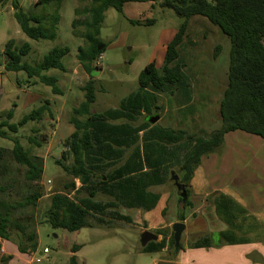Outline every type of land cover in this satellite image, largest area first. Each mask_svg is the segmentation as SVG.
I'll return each instance as SVG.
<instances>
[{"label":"rangeland","instance_id":"1","mask_svg":"<svg viewBox=\"0 0 264 264\" xmlns=\"http://www.w3.org/2000/svg\"><path fill=\"white\" fill-rule=\"evenodd\" d=\"M18 1L25 14L48 17L43 21L46 31L51 30L53 17H58L56 37L36 40L21 29L12 1L0 3V122L13 104H16V108L12 123H18L26 114L43 104H47L54 114L51 117L47 110L41 119L30 120L22 126L16 135L32 153L44 158L41 184L45 198L39 202L35 211L39 219L37 228L40 249L43 252L47 247L50 252L36 253L35 257L42 259L38 264H69L72 254L76 255L80 264H156L162 257L175 256L172 253L173 246L171 248L169 243L165 251L145 252L142 250L141 235L145 230L154 234L158 230H166L170 235V222L178 219L181 211H185V215H191L181 238L183 247L187 248L180 250L176 259L180 264H223L224 258L233 259L237 264H247L250 261L251 264H264V138L239 130L227 133L224 144L205 156L194 173L189 184L191 195L204 199L203 196L208 193L203 208L198 198L189 197L192 204L182 209L180 192L175 182L170 180L172 171L178 172L181 177L182 173L177 162L171 161L172 163L167 164L169 175H166L168 178L165 183L150 187L151 191L161 194L158 206L150 211L128 209L122 205L119 207L123 214L134 218L133 223L104 216L105 221L102 223L92 218V226L70 231L54 228L45 220L50 195L56 191H64L65 184L72 179L58 160H63L66 164L72 162L69 156L63 158V151L66 149L64 141L75 130L71 118L74 109L85 100L83 87L89 79L94 80L96 100L90 105L91 112L118 108L122 99L139 88V75L147 64L154 62L161 67L168 39L173 38L183 19L173 9L161 7V0H152L154 3L127 2L128 5L123 7L122 12L115 8L108 9L99 33V38L107 43V47L89 74L78 60V48L87 45L83 36L85 27L78 25L74 29L73 22L75 19L83 21L86 18L83 10L91 6V1L61 0L49 4H37L36 0ZM151 3L154 8L150 6ZM135 5L139 6L134 8ZM147 20L153 21L146 24ZM188 37L195 44H189L186 51L183 47L182 54L189 53L188 68L195 87L193 111L181 108L173 96L162 94L158 102L161 109H152L150 113L140 115L132 122L133 125L145 121L150 123V118L158 115L159 119L154 124L159 128L182 129L198 138L207 137L220 127V100L228 84L230 38L203 16L190 19ZM10 40L18 48L25 43L30 45L22 62L31 65L39 64L53 48H69V52L61 59L64 70L50 68L44 71L47 76L58 80L62 93H54L52 86L35 77L29 78L24 70L5 69L4 65L9 60L5 49ZM218 45L221 46V51L215 56ZM29 136L37 139H42L43 136L45 142L37 147L29 142ZM13 145L11 139L0 137L1 147L11 149ZM130 153L131 149H127L124 159ZM76 185L80 186L78 179ZM49 187L52 188L48 189ZM84 195L86 196H81ZM221 195L233 197L239 208L244 209L232 210L229 222L234 224L235 235L247 238L249 242L233 245L218 234L221 226H229L228 219L226 221L214 212L213 200ZM94 199L109 201L113 197L99 192ZM195 206H200L198 211L194 210ZM210 235L213 236V244L220 242L219 246L225 245L228 248L217 252H214L219 247L216 245L200 247L201 249L190 248L195 242ZM159 237L161 239V235ZM75 245L80 248L73 253Z\"/></svg>","mask_w":264,"mask_h":264},{"label":"trees","instance_id":"2","mask_svg":"<svg viewBox=\"0 0 264 264\" xmlns=\"http://www.w3.org/2000/svg\"><path fill=\"white\" fill-rule=\"evenodd\" d=\"M8 1H12L15 17L30 38L39 40L56 37L58 17H53L51 30L46 31L43 21L47 16L25 14L18 0H0V3ZM53 1L61 0H36V3L49 4ZM90 1L91 6L83 10L86 18L83 21L75 19L73 22L74 29L78 25L85 27L83 36L87 45L78 48V60L89 74L107 47V43L99 38L105 12L110 8L122 12L127 2L152 0ZM160 5L173 9L183 19L178 31L167 44L162 66L158 67L154 62L147 64L139 75V88L122 99L118 108L103 112L90 111V105L96 100L94 80L89 79L83 87L85 100L74 109L71 118L75 130L64 141L66 149L63 158L69 156L72 162L66 164L58 160L72 179L65 184L64 191L50 195V206L45 213V220L54 228L76 231L92 226V218H96L99 223L104 222V216L133 223V217L123 214L119 207L122 205L124 208L146 211L154 209L161 194L151 191L150 187L165 183L168 178V162H177L182 173L180 180L189 187L203 158L224 144L227 133L239 130L264 138V0H161ZM195 16L207 18L231 41L228 84L220 100V127L207 137L198 138L182 129L159 128L147 121L133 125L132 122L140 115L150 113L152 109H161L158 102L162 94L173 96L181 108L193 111L194 80L188 68L189 53L182 54V50L184 47L186 51L189 44H195V41L188 39L189 22ZM152 21L147 20L146 24ZM29 50L28 43L18 48L10 40L5 49L9 57L5 69L24 70L29 78L35 77L52 86L54 93H62L58 80L47 76L44 71L50 68L64 70L61 59L69 52V48H53L37 65L22 62V57ZM220 51L221 46L218 45L215 56ZM15 108L16 104H13L0 122V137L11 139L14 143L11 149L0 146V237L16 242L22 253H36L38 234L35 210L45 196L41 184L44 158L32 153L16 135L22 126L30 120L41 119L47 110L51 117L54 114L47 104H43L26 114L18 123H12ZM121 119L127 122H117ZM28 140L37 147L45 142L43 136L42 139L29 136ZM127 149H131V153L124 159ZM77 179L80 181L79 187L76 185ZM99 192L113 199L95 200ZM186 192L187 200L182 209L191 205L190 188ZM215 205L216 213L226 221L228 219L229 223L226 231L218 232L222 239L231 244L249 242L247 238H238L233 232L234 224L229 222L232 210L244 211L242 207L239 208L236 200L221 195ZM185 219L181 211L178 220L184 222ZM156 233L162 235V239L150 241L142 248L143 251H163L169 243L171 248L174 247L173 230L170 235L166 230H158ZM212 235L195 242L192 247L219 246L220 242L213 244L211 241ZM79 248V245L73 246L72 252L75 253ZM183 248L180 243L179 250L169 260H175ZM6 259L2 260L5 262ZM69 264H80L75 254H72Z\"/></svg>","mask_w":264,"mask_h":264},{"label":"crops","instance_id":"3","mask_svg":"<svg viewBox=\"0 0 264 264\" xmlns=\"http://www.w3.org/2000/svg\"><path fill=\"white\" fill-rule=\"evenodd\" d=\"M159 1V0H158ZM144 2H147V1H144ZM149 2V1H148ZM152 3H154L153 1H151ZM151 3V7H153L154 8V4H152ZM160 3V2H159ZM128 5V3H125L124 4V6L126 7ZM137 6H139V5H135V7L134 8H137ZM176 33H174L173 34V36L172 37H174V35H175ZM169 41H168V43L172 40V39H168ZM163 64V63H162ZM162 64H161V66H162ZM160 65V64H159ZM159 65H157V66H159ZM0 72H1V70H0ZM207 157V156H206ZM205 158V157H204ZM52 187H49L48 189H51ZM194 188V187H193ZM216 189H217V187H215ZM213 190V189H212ZM222 192V191H221ZM224 194V193H223ZM194 194H192L191 196H190V198H193V197H195V198H198V200L200 201V205H201V207L203 208L204 207V205H206V198H207V196H208V193L207 194H205V196H203V198L204 199H202V197H197V196H193ZM45 198V196L42 198V199H44ZM233 198V197H232ZM41 199V200H42ZM219 199V198H218ZM218 199H215V200H213V204H214V212H215V214H216V206H215V204H216V200H218ZM41 200L39 201V202H41ZM192 204V203H191ZM194 204V203H193ZM158 206V205H157ZM194 206V205H193ZM196 208H194V210L195 211H198L197 210V208L199 209L200 208V206H195ZM183 208V207H182ZM137 210H141V209H137ZM153 210V209H152ZM184 213H185V211H183ZM194 213V212H193ZM186 214V213H185ZM191 214H189V215H185V217H186V219L184 220L185 222H186V225H187V223H188V219H189V216H190ZM134 219V218H133ZM36 220H37V225H38V223H39V219H38V213L36 212ZM165 220V219H164ZM177 221H179L178 219H175L174 221H171L170 222V225H172L173 223H175V222H177ZM161 224V223H160ZM227 226H225V227H220V229L217 231V232H221V231H226L227 229ZM187 229V228H186ZM37 234H38V249H37V251H36V253H39V254H42V251H41V249H40V241H39V232H38V228H37ZM161 239H162V235H161ZM160 239V237H159V240L158 241H160L161 240ZM234 245V244H233ZM46 248V247H45ZM187 247H185L184 248V250L186 249ZM189 248V247H188ZM190 248H194V247H191L190 246ZM218 249H216L214 252H217V251H219V250H222V249H225V248H228V247H225V245H223V246H219V247H217ZM195 249H201V248H195ZM165 250H167V248H164V250L163 251H165ZM36 253H22L20 250H19V247H18V244L16 243V242H14V241H11V240H7V239H3L2 237H0V261H3L2 259H4V258H7L6 259V261L4 262H2V264H38V261H37V258L35 257V254ZM177 256H178V254H177ZM177 256H176V258H175V261L176 262H178L176 259H177ZM225 259V260H224ZM223 259V264H225V262H226V264H235L236 262L233 260V259H226V258H224ZM161 260H169V258H166V257H162L161 258ZM226 260H229V262H227ZM178 264H180L179 262H178ZM216 264H219V263H216ZM237 264V263H236ZM242 264V263H241ZM247 264H251V261H250V263H248L247 262Z\"/></svg>","mask_w":264,"mask_h":264},{"label":"water","instance_id":"4","mask_svg":"<svg viewBox=\"0 0 264 264\" xmlns=\"http://www.w3.org/2000/svg\"><path fill=\"white\" fill-rule=\"evenodd\" d=\"M158 119H159V116L157 115V116L150 118L149 121L150 123L154 124ZM170 180L175 182L177 189L180 192V197H181L180 204L182 205V207H184V204L186 203V200H187L186 190L187 188H189L188 185L181 182L180 176L178 175L176 171L171 172ZM186 227H187L186 223L182 221H177L172 224V230L174 232V241H175L174 251H173L174 255L179 250L181 238H182L184 231L186 230ZM158 240H159V235L154 234L153 232L149 230H145L141 235L142 247L146 246L150 241H158ZM156 264H178V262H176L175 260H159Z\"/></svg>","mask_w":264,"mask_h":264},{"label":"built area","instance_id":"5","mask_svg":"<svg viewBox=\"0 0 264 264\" xmlns=\"http://www.w3.org/2000/svg\"><path fill=\"white\" fill-rule=\"evenodd\" d=\"M100 58H101V56H100ZM49 182H50V180H49ZM49 252H50V250L46 247V248H44L42 254H44V253L48 254ZM37 261L42 262V259L40 257H38Z\"/></svg>","mask_w":264,"mask_h":264},{"label":"flooded vegetation","instance_id":"6","mask_svg":"<svg viewBox=\"0 0 264 264\" xmlns=\"http://www.w3.org/2000/svg\"><path fill=\"white\" fill-rule=\"evenodd\" d=\"M174 248V247H173ZM173 253V252H172Z\"/></svg>","mask_w":264,"mask_h":264}]
</instances>
